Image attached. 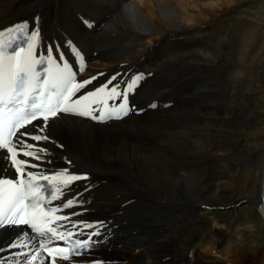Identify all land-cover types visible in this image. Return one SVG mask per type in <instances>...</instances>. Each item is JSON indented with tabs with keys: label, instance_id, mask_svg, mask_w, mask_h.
I'll use <instances>...</instances> for the list:
<instances>
[{
	"label": "bare ground",
	"instance_id": "1",
	"mask_svg": "<svg viewBox=\"0 0 264 264\" xmlns=\"http://www.w3.org/2000/svg\"><path fill=\"white\" fill-rule=\"evenodd\" d=\"M89 1L106 5L107 0ZM199 1L129 0L117 6L121 10L106 20L103 42L95 49L100 52V60H105L102 71L132 65L147 67L141 58L154 54L151 66L159 72L143 84L141 99L164 94L173 101L170 108L148 111L111 126H93L69 118L47 126L36 123L34 127L35 132L48 137L35 145V149L45 150L36 158L40 166L72 167L101 183L97 186L98 198L89 206L93 212L86 218L100 221L106 231L112 227L115 245L101 254L115 264H235L237 260V253L227 248L226 263L204 254L212 245V241L202 244L207 234L200 237L201 244L191 247L187 256L175 242L177 228L187 223L186 217L196 216L194 207L210 205L200 197L201 190L214 181L220 192H225V159L240 133L233 126L238 128L240 121L247 123L252 116L245 109L248 93L239 88L243 71H231V91H227L226 80L210 78L217 61L209 62L215 57L209 50L198 48L191 53L162 47L168 36L186 34L189 29L209 23L222 6V0H204L205 5ZM226 3L230 1L223 4ZM68 4V0H0V28L20 19L32 24V18L38 16L43 20L40 31L44 41L55 46L65 44L67 33L53 28L51 21H56L68 32L67 37L93 45L97 37L81 27ZM190 4L195 8L192 13L188 12ZM251 36L247 34L240 45L244 63L249 60ZM123 63L127 65L120 66ZM222 108L226 113H220ZM3 169L0 162V173ZM260 179L258 193L241 199H251L248 204L258 206L264 216V154ZM177 209L181 211L179 215ZM212 229L207 230L208 234ZM7 234L6 230L0 231V257L7 253L1 248L9 241ZM218 237L212 240L220 241ZM180 244L187 246L189 242L185 239Z\"/></svg>",
	"mask_w": 264,
	"mask_h": 264
},
{
	"label": "snow or ice",
	"instance_id": "2",
	"mask_svg": "<svg viewBox=\"0 0 264 264\" xmlns=\"http://www.w3.org/2000/svg\"><path fill=\"white\" fill-rule=\"evenodd\" d=\"M27 33V23L0 31V150L7 151L11 166L18 176L17 179H0V227L28 226L37 236L66 240L72 233L67 236L62 233L59 222L67 218L56 215L59 208L49 205L58 200L74 181L87 177L68 174L67 170L51 176L26 171V168L37 166L18 159V154L39 158L45 150L36 148L32 151L34 146L20 137L28 136L35 141L47 140V136L30 135L26 127H34L33 122L38 119H42L47 126L50 119L60 113H73L101 122L127 116L134 110L128 105V94L143 79V75L134 76L123 90L119 85L109 87L112 84L109 81L94 92L73 99L79 90L96 77L77 82L72 67L67 62L62 65L57 63L52 49H49L46 61L43 57L38 59L35 55L38 30L31 31L30 35ZM60 59L63 60V57ZM44 63L47 67L41 76L36 66ZM104 93H107L106 97ZM117 97L120 98L118 105L109 104V101H115ZM84 101L87 103H82ZM97 110L98 115L94 114ZM22 129L25 131L21 132ZM72 204L73 201L68 200L63 206L69 208ZM85 227L91 228L93 225ZM50 244L51 240H45L39 244V248L47 251L50 256L61 254L65 260L69 255H78L76 249L88 247V241H76L73 248L50 247ZM10 246L15 248L18 245L13 243ZM35 259L36 256H32V260Z\"/></svg>",
	"mask_w": 264,
	"mask_h": 264
},
{
	"label": "rangeland",
	"instance_id": "3",
	"mask_svg": "<svg viewBox=\"0 0 264 264\" xmlns=\"http://www.w3.org/2000/svg\"><path fill=\"white\" fill-rule=\"evenodd\" d=\"M172 1L177 2L178 0ZM207 1L200 0L198 4L205 5ZM229 1L230 3L226 4H223L226 0L219 2L222 6L215 15L213 14L209 23L186 31V34L198 33V35L191 34L187 40L172 42L166 47L171 51L191 53L198 48L209 50L215 55L214 58L209 59V62L217 61L210 78L213 76L226 80L229 86L226 88L227 91H231L232 84H230L229 78L231 71H243L244 77L239 81V88L248 93V103L245 109L252 115L249 122L242 123L240 121L238 128L233 126L237 131L239 129L240 133L233 140L234 146L230 151V156L225 159L228 165L225 179H223L225 192L221 193L222 190L218 189L219 187L215 185L216 182L210 181L209 186L203 191L201 190L200 197L214 208L201 207V205H206L204 203L199 207H194L192 212L198 215L196 214L192 219L186 217L185 222L187 223L177 228L175 242L185 239L189 242L187 246L179 244L187 256L191 247L193 248L199 243L202 235L206 236L207 234L206 240L202 244L212 241V237L208 238L207 231L212 226L210 234L214 237L219 235L218 240L221 245L214 248L210 244L204 254L212 257L221 254L217 257L222 258L223 263L226 259L224 253L231 249L237 253L235 264H264V224L258 206L256 211V206L249 205L251 199L241 202L236 210H233L229 205L241 198L255 196L262 186L260 167L264 154V0ZM188 8L190 13L195 10L193 4H190ZM140 12L144 13L145 10H140ZM243 13L249 14L248 17H243ZM247 34L252 35L250 43L253 41V44L248 52L249 60L244 63L239 52L240 45ZM104 62L103 59L99 60L93 66V70L97 71L102 68ZM194 86V88H202V86ZM220 113L226 112L223 109ZM234 153L250 155V157H237ZM219 205H222L223 208L219 209ZM233 211L234 216L232 215ZM180 212V209H177L178 215ZM173 214L175 216L176 213L173 212ZM228 218L232 219L227 222ZM212 243L215 246L216 242ZM201 253L202 251L199 254Z\"/></svg>",
	"mask_w": 264,
	"mask_h": 264
}]
</instances>
